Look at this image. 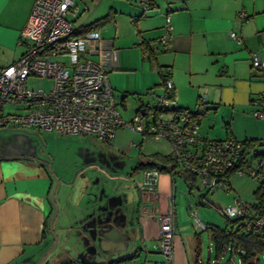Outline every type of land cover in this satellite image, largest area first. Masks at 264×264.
Masks as SVG:
<instances>
[{
	"label": "crops",
	"instance_id": "obj_1",
	"mask_svg": "<svg viewBox=\"0 0 264 264\" xmlns=\"http://www.w3.org/2000/svg\"><path fill=\"white\" fill-rule=\"evenodd\" d=\"M137 2L140 3V0ZM33 3L34 0H0V68L17 59L24 51L25 46L19 43V39ZM133 8L137 20L141 14H136L137 7ZM150 8L149 15L140 19L143 30L132 31L133 37L138 40L134 45H141L142 56L137 59L138 66L148 64L152 74L151 79L139 89L162 86L167 76L172 80L177 106L188 109L197 106L200 90L206 92L210 89L212 99L209 102L206 97L207 105H214V111H218L219 106L228 105L232 112L229 121L224 122L223 132L211 130L214 135H220L219 139L233 136L236 139L241 137V140L264 137V120L256 117L258 120L249 119L243 112L258 109L259 95L264 91V75L251 67L249 60L251 51H259L264 58V0H153ZM113 10L110 9V12ZM240 12L245 14L244 20L238 17ZM166 15L172 28L167 42L159 44L157 39L165 34ZM153 28L156 29L151 30ZM231 30L239 35L240 41L228 36ZM111 39L114 43V38ZM158 46H162L165 53L157 54ZM145 47L151 48V56L144 54ZM145 57L147 63L143 61ZM208 63L215 64L220 73L230 76L231 95L225 96L223 86L217 91V87H209L204 82L197 86L193 84V78H199ZM127 65L120 55L114 70H131ZM188 88L195 93L194 98L184 97V89ZM124 93H128L127 90ZM149 96L152 97L150 104H153L156 97ZM137 100L139 105L140 101L149 103ZM208 108L200 120L207 127L210 121ZM239 115L244 120V128H239ZM71 136L79 138L87 135ZM129 147H132L130 142ZM55 159L56 156L49 153L45 158L0 153V264H35L45 252L49 238L45 225H48L54 212L49 196L55 177L58 183L53 201L57 213L53 221L60 214V208L63 215L75 211L77 216L67 226L77 230L78 240L84 246L81 259L71 260L70 264H81L80 261L106 264L133 254H144L149 260L154 258V262L160 259L157 248L159 223L151 214L165 209L169 197L175 200V174L160 172L156 197L145 195L142 199L140 189L136 196H131L120 179L87 160H83L80 167L75 165L77 171L73 175H79L83 179L80 181L79 178L67 177L63 162H57L55 167ZM49 161L53 166L52 172L47 168ZM86 171H89L88 174ZM177 174L181 179L188 180V173L179 170ZM198 199L201 204L202 199ZM188 207L191 208V204ZM177 223L174 208L173 264H195V238L187 231L189 225H182L184 235L179 230L177 232ZM191 228L195 230L197 226L191 225Z\"/></svg>",
	"mask_w": 264,
	"mask_h": 264
},
{
	"label": "built area",
	"instance_id": "obj_2",
	"mask_svg": "<svg viewBox=\"0 0 264 264\" xmlns=\"http://www.w3.org/2000/svg\"><path fill=\"white\" fill-rule=\"evenodd\" d=\"M151 2L140 0L143 12ZM73 4L74 0H34L19 39L24 51L0 68V128L32 126L106 142H111L118 130L127 128L142 137L167 140L177 170L193 176L208 193L218 188L231 190L229 177L234 174L264 182V138L250 146L233 136L212 139L202 135L200 120L207 108L206 97L200 96L194 109L178 107L172 80L167 76L162 81V93L156 94L153 88L147 91L156 97L153 104L142 102L130 117H125L126 107L122 108L121 99L115 97L107 75L118 65V49L113 39L104 37L100 30L85 29L84 23L70 20ZM238 17L244 20L245 14L240 12ZM164 28L165 34L157 39L159 44L167 42L172 28L167 15ZM228 36L241 40L233 30ZM151 51L150 47L143 49L148 56ZM249 60L251 67L264 75L260 52L251 51ZM34 75L50 79V87H29L27 79ZM259 99L260 106L252 114L264 120V91ZM130 144L139 147L140 141L131 140ZM160 172L157 167L143 169L142 199L145 195L156 197ZM251 205L255 204L234 198L221 212L240 219L246 231L264 239V213H253ZM151 216H156L159 223L157 248L163 256L161 264H173V197L168 198L165 209ZM195 225L206 228L198 220Z\"/></svg>",
	"mask_w": 264,
	"mask_h": 264
},
{
	"label": "rangeland",
	"instance_id": "obj_3",
	"mask_svg": "<svg viewBox=\"0 0 264 264\" xmlns=\"http://www.w3.org/2000/svg\"><path fill=\"white\" fill-rule=\"evenodd\" d=\"M134 6L137 7L136 12L138 13L136 14H141V17L137 20L134 16ZM110 9H114V12H110ZM151 9L143 12L141 4L137 0H75V6L68 15V18L73 20V22H82L86 25L100 21L108 15L107 20L97 26L96 29L100 30L103 36L114 38V45L118 49L119 58L122 55L123 59L129 64L127 66L131 68V70L109 69L107 74L115 97L118 100L121 99L122 108L124 106L126 107L123 111L125 117H130L137 110L139 105L137 99L149 103L152 101V97L147 94L150 88H153L156 94L163 92V86L161 85L139 89L142 84L151 79L152 74L148 68V64H145L144 67L138 66L137 59L142 56L141 45H134L138 40L133 37L132 31L133 29L143 30L140 19L143 16L149 15ZM154 29L156 28L151 30ZM156 53L162 54L165 53V50H162V46H158ZM147 60L145 57L143 61L147 63ZM206 68V70L202 71L199 78H193V84L197 86L204 82L209 87H217V91L223 86L225 96L231 95L233 88L230 86V76L225 72L224 74L220 73L218 66L213 63H208ZM27 85L34 89H47L51 85V80L34 75L27 79ZM132 88L137 90L133 91ZM124 90H127L128 93H124ZM194 94L189 88L184 89L185 98H194ZM200 94V96L208 97V101L212 99L210 89L208 91L206 90V92L205 90H200ZM207 106L210 107L207 110L210 113V121L208 127L203 125V121H201V132L208 138L214 137L219 139L220 135H214L213 131L218 130L223 132L224 122L229 121L232 116L231 108L228 105L219 106L218 111H214V105L208 103ZM6 109L14 111L13 107H6ZM243 112L248 115L249 119L258 120L253 116L252 111L248 112L246 109ZM240 113L242 114V112ZM237 118L239 128H244L245 124L242 116L239 115ZM203 119L205 120L206 118ZM212 129L213 131H211ZM80 137L59 135L45 130H38L32 126H8L0 128V153L2 155H34L43 158L47 157L48 153L52 154V156L54 154L56 156L54 166L57 167V162H63L66 165L67 177H73L75 179L79 178V175L77 177L76 173L73 175V172L77 171L76 166L80 167L81 162L87 160L88 163H92L91 165L100 166L120 179L126 187L125 189H127L128 194L133 197L137 195V190L143 187V169L137 168L139 161L143 160L142 158L149 154L171 153V145L167 140L162 138L155 139L150 135L142 137L127 128L118 130L115 138L111 142L97 140L87 136ZM130 139H134L136 142L140 141V146L129 147ZM237 139L241 140L242 138ZM85 150L86 152H84ZM88 156H90L89 159ZM50 166V169L53 170V166L51 164ZM88 172L86 171V174ZM175 179L174 208L178 217L177 225H179L177 232L179 230V233L184 235L185 232L182 225H189L188 230L187 228L185 230L195 238L194 242L198 246L197 255L200 259L199 263L241 264L235 248L232 252L226 248L222 256L216 258L210 226H224L225 215L220 211L232 203L234 198H240L249 204L259 205L261 198L257 195L256 190L260 185V181L245 174H234L229 177V182L232 186L231 190L225 191L222 188H218L208 193L201 188L197 180L194 182L191 180H183L177 173L175 174ZM79 180L83 181L81 178ZM199 197L203 198L204 204L198 203ZM189 204H191V208L188 207ZM59 210L60 214L52 223V230L50 231L48 228V245L44 251L47 249L50 250L41 264H59L69 259L80 260L83 255L84 246L83 242L81 243L78 240L79 233L77 230L71 228L72 226H70L71 229L67 226L68 222H73L77 216L75 211H69L67 215H63L61 208ZM193 211L195 212L193 213ZM230 219L233 218L230 217ZM197 220L203 223L204 226L208 225L209 227L193 230L191 225H195ZM53 234L56 236L55 244ZM159 255L160 259L156 260V262H154V258L149 260L144 254L137 255L132 259L131 264H161L163 256L161 253ZM191 262L193 263V261ZM256 264H264V257H260Z\"/></svg>",
	"mask_w": 264,
	"mask_h": 264
},
{
	"label": "trees",
	"instance_id": "obj_4",
	"mask_svg": "<svg viewBox=\"0 0 264 264\" xmlns=\"http://www.w3.org/2000/svg\"><path fill=\"white\" fill-rule=\"evenodd\" d=\"M152 4L153 2H151L150 7ZM107 16H105L100 21H95L94 23L85 25V29H91L94 27L96 28L101 23H104L107 20ZM258 139H244L243 141L247 145L254 146ZM142 159L143 160L139 161V163L137 164V168L145 169L150 167H157L161 172H168L171 175L178 173L177 165L174 163V160L170 154L153 153L144 156ZM186 177L192 182L195 181L194 177L190 176L189 174H187ZM256 193L261 198V202L259 205H251V208L253 210V213H264V182L260 183L259 187L256 190ZM200 198L202 199L201 204H204L205 202L203 198ZM207 227L209 226L207 225L206 228ZM45 229L48 230V225H45ZM210 230L216 258L221 257L223 251L226 248L230 249V252H232L234 248L237 250L241 264H256L260 257H264V239H262L256 233L246 231L244 227L240 225V219H230L229 217L225 216L224 226L211 225ZM197 249L198 246L196 244L195 264H200L197 261ZM134 257L135 254L110 260L106 264H131V261ZM72 262L73 261L69 260L61 262L59 264H70ZM80 263L90 264L84 263L83 261H80Z\"/></svg>",
	"mask_w": 264,
	"mask_h": 264
},
{
	"label": "water",
	"instance_id": "obj_5",
	"mask_svg": "<svg viewBox=\"0 0 264 264\" xmlns=\"http://www.w3.org/2000/svg\"><path fill=\"white\" fill-rule=\"evenodd\" d=\"M141 103H142V101H140V104H141ZM47 168L52 172V170L50 169V164H49V163L47 164ZM57 183H58V179H57V177H55V183H54V185H53V187H52V189H51L50 196H49V197H50V201H52L53 204H54V212H53V214L51 215V217H50V219H49V222H48V228H49L50 231L52 230L53 219H54V217H55V215H56V213H57V206H56V204H55L54 201H53V196H54V192H55V190H56ZM53 235H54L53 240H54V244H55L56 236H55V234H53ZM49 250H50V249L45 250V252H44V253L41 255V257L37 260L36 264H41V263H42L44 257H45L46 254L49 252Z\"/></svg>",
	"mask_w": 264,
	"mask_h": 264
}]
</instances>
